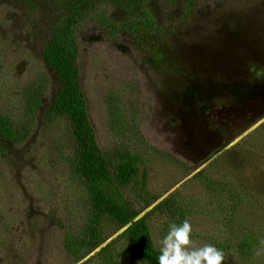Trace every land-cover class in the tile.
Wrapping results in <instances>:
<instances>
[{"label":"rangeland","instance_id":"1","mask_svg":"<svg viewBox=\"0 0 264 264\" xmlns=\"http://www.w3.org/2000/svg\"><path fill=\"white\" fill-rule=\"evenodd\" d=\"M148 5L171 28L184 17L183 0ZM63 12L61 0H0V111L19 116L25 85L48 84L29 137L16 146L0 138V264L107 259L95 257L99 247L76 262L66 244L86 222L88 203L71 171L67 124L45 114L57 80L43 49ZM189 24L191 38L179 30L173 39L170 54L179 64L168 73L127 33L111 38L89 19L79 30L89 116L103 149L129 144L143 156L140 173L162 196L155 204L178 192L192 247L214 245L225 254L222 264H264V0H204ZM231 182L245 200L229 195ZM170 218H151L159 249ZM247 231L263 240L253 258L239 252Z\"/></svg>","mask_w":264,"mask_h":264},{"label":"trees","instance_id":"2","mask_svg":"<svg viewBox=\"0 0 264 264\" xmlns=\"http://www.w3.org/2000/svg\"><path fill=\"white\" fill-rule=\"evenodd\" d=\"M183 1L184 17L178 19L180 24L176 28H171L157 19L156 12L148 5L151 0H61L64 12L43 49L44 60L54 70L57 80V90L53 92L45 114L67 124L68 144L73 150L69 157L71 171L87 198V220L66 243L76 262L101 247L95 257H107L103 258V264H119L128 258H136L141 264H159L160 249L152 235L151 218L160 213L176 217L173 222H170L171 218L166 221L168 227L182 224L186 219L188 209L179 200L177 191L155 204L162 196L149 191L147 175L140 173L144 158L135 148L130 149L129 144L114 149L100 146L83 90L79 41L80 28L94 18L111 38L127 33L136 48L156 58L162 72H174L179 62L173 61L170 54L173 39L179 30L191 38L193 27L189 21L204 0ZM115 11L123 13L122 16L113 17ZM47 92L45 79L31 80L24 87L23 112L13 117L0 111V138L4 142L16 146L29 137ZM112 104L117 112V100ZM213 186L218 188L219 182ZM225 188L231 197L238 199L241 196L232 182ZM219 199L222 205L223 199ZM153 204V208L137 218ZM118 231V236L108 241ZM256 234L244 232L239 242L243 257L253 258L255 249L263 242L260 233L259 237ZM117 242L124 246L118 249Z\"/></svg>","mask_w":264,"mask_h":264},{"label":"clouds","instance_id":"3","mask_svg":"<svg viewBox=\"0 0 264 264\" xmlns=\"http://www.w3.org/2000/svg\"><path fill=\"white\" fill-rule=\"evenodd\" d=\"M193 226L185 219L170 225L160 241L159 264H222L225 254L214 245L192 247Z\"/></svg>","mask_w":264,"mask_h":264},{"label":"water","instance_id":"4","mask_svg":"<svg viewBox=\"0 0 264 264\" xmlns=\"http://www.w3.org/2000/svg\"><path fill=\"white\" fill-rule=\"evenodd\" d=\"M259 124V123H258ZM154 205L155 204H153L152 206H150L147 210H149V209H151V208H153L154 207ZM146 213V211H144V212H142L137 218H140V217H142L144 214ZM124 229V228H123ZM122 229V230H123Z\"/></svg>","mask_w":264,"mask_h":264}]
</instances>
